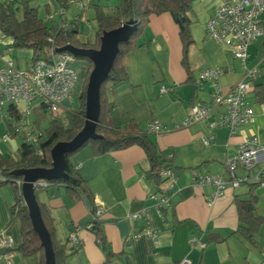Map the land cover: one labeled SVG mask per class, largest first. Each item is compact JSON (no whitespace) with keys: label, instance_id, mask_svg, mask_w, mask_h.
I'll use <instances>...</instances> for the list:
<instances>
[{"label":"crops","instance_id":"1","mask_svg":"<svg viewBox=\"0 0 264 264\" xmlns=\"http://www.w3.org/2000/svg\"><path fill=\"white\" fill-rule=\"evenodd\" d=\"M86 1L88 4L82 10L69 3L64 17L74 19L80 42L92 44L96 40L93 5L112 8L119 2ZM221 2L195 0L187 13L192 38L188 71L181 64L182 42L177 24L167 12L151 14L134 47L122 56L126 80L108 83L104 88V95L114 105L110 117L115 128L143 130L151 121L161 124V132L148 138L158 158L171 165V176L156 184L149 174L147 155L138 145L97 153L87 144L77 151L72 156L74 167L85 181L94 206L102 210L101 243L91 229L93 210L85 199L70 198L64 187L56 184L38 191L37 199L49 214L56 240L73 246L68 237L74 233L79 241L63 264H178L182 259L190 264H264V187L258 181L230 184L225 166L227 157L238 153L245 137L255 135L264 143V102L256 101L252 88L264 75V34L251 42L247 50L248 67L259 68L246 94L254 120L234 134L225 127L211 130L207 120L179 126L192 105L210 104L216 85L225 93L243 78L244 68L232 49L219 45L206 33V21ZM12 3L18 9L17 15L20 12L21 16V6L26 4L35 8L44 20L46 14L59 7L54 0H12ZM258 19L264 26V12ZM11 43L12 38L0 29L2 59L12 58L19 68H27L32 51L14 49ZM73 66L81 68L84 76L88 64L74 61ZM209 67H220L223 72L216 80L198 86L193 79ZM189 76L192 79L187 81ZM161 85L168 91L160 92ZM9 132L0 116V135ZM13 136L0 141L9 149V155H12L10 148L17 144ZM1 153L5 156L2 150ZM257 167L250 170L238 167L235 176L251 178ZM198 173L220 175L226 181L223 193L211 200L215 187L195 181L193 176ZM159 191H165L170 201L162 213L157 212L156 201L151 197ZM250 196L256 198L255 213L263 218L254 243L236 232L239 224L236 201ZM15 202L14 188L10 184L1 185L0 236L10 238L12 247H0V264H41L40 252L24 255L18 250L22 236L20 220L11 214ZM133 213H137L136 218L131 217ZM146 220L157 231L156 239L145 233ZM192 237L205 246L191 245Z\"/></svg>","mask_w":264,"mask_h":264},{"label":"trees","instance_id":"2","mask_svg":"<svg viewBox=\"0 0 264 264\" xmlns=\"http://www.w3.org/2000/svg\"><path fill=\"white\" fill-rule=\"evenodd\" d=\"M68 1L69 0H54L55 3L59 4L57 10L63 9L65 11L69 5ZM194 1L195 0H119V3L112 8L94 4L96 40L92 44L89 42H80L77 37L78 31L74 19L64 17V13H58L51 20L45 21L38 16V12L35 8H31L24 4L21 6V16L18 17V9L13 5L12 1H0V29L5 35L12 38L11 47L14 49L21 48L32 51L29 66L25 69H29L31 64L40 59L50 61L53 56L61 52H68H58L56 50L66 44H70L77 48H98L100 45V36L103 31L116 28L123 22L129 20H134L137 23L136 29L132 32L128 40L119 43L113 66L108 73L107 79L100 87V112L95 131L98 135H101V138L88 139L80 148L73 152L66 153L64 167L65 175L57 180L48 181L47 187L53 184L62 186L70 198L85 199L92 207L93 212L96 210L93 198L87 190L86 183L77 173L72 162V156L87 144L92 145L97 153L138 145L144 149L150 162V177L153 178L156 184L164 180V177H161L159 172L162 169H170L171 165L167 161H164V159L158 158L155 146L148 138L152 133L148 131L147 126L143 130H133L130 128L121 130L115 128L110 117V111L114 108V105L109 102L104 95V88L108 83L114 84L126 80L127 74L121 61L122 56L134 47L136 38L142 32L144 24L151 14L167 12L177 24L182 42L181 64L185 70L188 71L189 65L187 55L188 47L192 43V38L189 31L190 20L187 13ZM72 56L73 59H83L88 64L83 76L85 80L80 89L78 109L71 111L61 107L56 111H50L42 103L32 106V111H34L37 116V118L33 120L36 126L39 127V120L45 117H48L49 121L45 130L38 128L41 133L38 144L34 145L25 142L24 137L21 136V143L15 156H3L0 150V186L10 184L16 192V202L11 208V214L17 217L21 223L22 242L18 250L24 255L40 252L41 264H44L45 260L44 249L40 244L39 237L32 227L27 208L22 199L20 184L22 176L15 175L12 172L20 168L51 167L50 150L53 145L60 140H70L82 128L85 113V90L93 64L87 57H78L73 54ZM191 79L192 78L189 76L187 81ZM252 88L256 101L264 102V75L259 83L253 84ZM193 102L194 101H192V103ZM4 111L8 114L10 119L3 120L6 122V126L9 130H11L10 121L12 119H18L19 107L15 103H9L4 107ZM38 150H40L41 153H39ZM47 187L35 190L36 199L38 191L44 190ZM159 193H162V191H159ZM37 202L44 225L50 235L55 264H63L67 255L74 252L77 246L67 247L65 244L56 240L49 214L45 206L42 205L38 199ZM255 203L256 198L254 196H250L246 199H237L236 201L239 217V224L236 232L250 243H254V235L258 232L259 226L263 222V218L255 213ZM164 208L165 206L162 207L161 213L164 211ZM100 223V219H97L93 220L91 225V229L95 232L99 243L103 242Z\"/></svg>","mask_w":264,"mask_h":264},{"label":"built area","instance_id":"3","mask_svg":"<svg viewBox=\"0 0 264 264\" xmlns=\"http://www.w3.org/2000/svg\"><path fill=\"white\" fill-rule=\"evenodd\" d=\"M12 1V0H11ZM70 4L77 5L81 10L88 2L86 0H69ZM264 12V0H222L214 13L206 21L207 36L218 44L230 47L233 56L240 61L244 68L243 78L232 85L228 91L223 93L218 85L210 104H194L190 107L188 115L179 126H188L199 120H207L211 130L218 127H225L231 134L236 133L240 127L254 120L252 106L246 100V94L251 88L252 80L256 77L259 68L257 65L248 67V46L258 37L264 34V26L259 23V15ZM58 13H64L58 9L54 13L45 15V20H51ZM73 56L70 52H61L50 61L38 60L31 64L29 69L19 68L12 58L2 59L0 54V110L9 104L24 101L23 108L19 107L18 119H12L11 132L4 133L0 140H7L10 134L23 136L24 141L37 145L41 133L39 127L33 121H28L27 116L32 111L31 103L38 100L36 104H44L50 111H56L62 107V102L70 100L76 85L79 82V74L73 66ZM223 72L220 67H209L201 70L194 82L201 86L210 80H216ZM168 88L161 85L160 92H166ZM34 104V105H36ZM33 105V106H34ZM3 119H10L3 110ZM212 116V117H211ZM25 125H30L25 130ZM150 133L158 134L162 126L158 121H151L147 124ZM207 144L208 140L203 139ZM41 153L40 150H38ZM257 167L252 177L235 176V170L242 167L246 170ZM226 170L230 178V184L237 185L243 181H258L264 187V143L253 135L243 139L239 145L238 153L227 157L225 161ZM161 177H170L171 169L160 170ZM193 179L199 184H210L215 187L214 196L216 199L223 193L226 181L220 175L196 174ZM22 184V181H20ZM48 186V181L38 180L33 184L34 190H40ZM151 197L156 201L155 208L161 213L163 206L169 205V196L165 191L153 193ZM102 210L96 208L93 212V220L100 219ZM137 217V213L131 215ZM145 233L152 239H156L157 231L152 229L149 221L146 220ZM73 246H78L79 241L74 233L68 237ZM191 245L203 248L205 243L192 237ZM0 247L9 249L12 247V240L6 236H0ZM6 253L3 257L7 258ZM9 263V261L7 260ZM178 264H190L187 259H182Z\"/></svg>","mask_w":264,"mask_h":264},{"label":"water","instance_id":"4","mask_svg":"<svg viewBox=\"0 0 264 264\" xmlns=\"http://www.w3.org/2000/svg\"><path fill=\"white\" fill-rule=\"evenodd\" d=\"M134 20L123 22L120 26L103 31L98 48H77L70 44L56 49L58 52L68 51L74 56L87 57L91 60V69L85 90V113L82 128L67 141H57L50 150L51 167L20 168L12 173L22 176L21 194L27 208L30 222L40 244L44 249V264H55L49 232L41 217L33 184L38 180H57L65 175V154L80 148L88 139L101 138L95 131L100 112V87L107 79L108 73L117 56L118 45L128 40L136 29Z\"/></svg>","mask_w":264,"mask_h":264},{"label":"rangeland","instance_id":"5","mask_svg":"<svg viewBox=\"0 0 264 264\" xmlns=\"http://www.w3.org/2000/svg\"><path fill=\"white\" fill-rule=\"evenodd\" d=\"M117 2H119V0H109L108 1V3H110V4H115V3H117ZM18 17H20V12L18 13V15H17ZM95 22H93V25H94V27H95V29H96V24H94ZM215 41V40H214ZM216 42V41H215ZM220 45V44H219ZM222 46V45H221ZM74 61L76 62V61H78V62H81V61H84L83 59H77V58H75L74 59ZM74 61H73V63H74ZM77 64H79V63H77ZM80 65V64H79ZM76 67V70H77V72H78V74H79V82L77 83V87H76V90L73 92V95H72V98L70 99V100H65L64 102H62V107L63 108H65V109H68V110H71V111H74V110H77L78 109V107H79V95H80V89H81V86H82V84H83V82H84V80H85V77L83 78V72H81V68H79V67H77V66H75ZM87 69V68H86ZM38 102V100H35V101H33L32 103H31V105L33 106L34 104H36ZM24 105H25V103H24V101H21L20 103H19V107L20 108H23L24 107ZM0 116H1V114H0ZM2 117V116H1ZM37 118V116H36V113L34 112V111H31V112H29V114H28V116H27V119H28V121L30 122V121H33L34 119H36ZM4 121V120H3ZM48 117H45V118H43V119H41V120H39V122H38V125H39V128L41 129V130H45V128L48 126ZM31 126L29 125H25V130H28L29 128H30ZM17 137V138H16ZM21 136H19V135H15V136H13V138H15V139H17L16 141H17V144L15 145V146H13V149H11L10 148V150H11V153H12V156H15L16 155V149H17V146H18V144L19 143H21V138H20ZM19 142V143H18ZM0 148H1V150L3 151V154L5 155V156H8L10 153H8V151H9V149L5 146V144L4 143H0Z\"/></svg>","mask_w":264,"mask_h":264}]
</instances>
